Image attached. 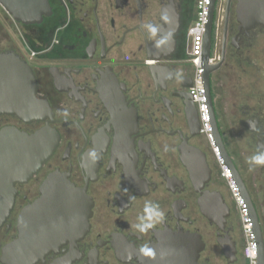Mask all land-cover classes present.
<instances>
[{"label":"flooded vegetation","instance_id":"af4514ba","mask_svg":"<svg viewBox=\"0 0 264 264\" xmlns=\"http://www.w3.org/2000/svg\"><path fill=\"white\" fill-rule=\"evenodd\" d=\"M252 1L216 0L211 57L218 68L210 84L216 75L233 145L246 143L243 156L236 157L262 197L258 210L246 187L264 242V166L249 171L245 161L257 149L264 151V23L254 25L247 19L245 9ZM49 4L51 13L40 24L15 22L23 48L12 40L0 44V53L14 51L28 62L37 97L50 109L48 117L33 123L0 116V131L14 128L32 135L48 127L58 135L55 151L40 172L16 187L14 208L0 228V264L3 250L18 238L22 210L41 196L39 190L52 174L85 192L91 215L81 239L64 243L37 264H144L142 247L154 248L168 235L181 232L201 236L205 248L200 264H212L216 254L227 264H247L237 208L201 133L190 91L194 67L189 30L197 16V0H49ZM29 56L39 58V64L31 65ZM228 77L229 104L223 90ZM232 130L244 132L236 137ZM93 150L95 162L89 156ZM38 179L35 196L22 192ZM216 195L228 209L223 230L200 207L201 200L214 201ZM145 202L159 204L164 218L140 233L133 225L143 217ZM227 243L235 249L233 261L221 247Z\"/></svg>","mask_w":264,"mask_h":264},{"label":"water","instance_id":"95a60500","mask_svg":"<svg viewBox=\"0 0 264 264\" xmlns=\"http://www.w3.org/2000/svg\"><path fill=\"white\" fill-rule=\"evenodd\" d=\"M215 4L216 0H211V10L207 12L202 56L214 141L216 151L250 219H253L259 245L258 264H264V242L256 209L224 144L212 99L210 76L218 68L211 65ZM251 4L245 9L247 19L254 25L264 23L263 0H253ZM0 6L14 22L26 26L40 24L43 16L51 13L49 0H0ZM175 25L178 27L177 22ZM49 115L47 103L37 97L36 79L28 62L14 51L0 53V116H14L25 123H33ZM57 144L58 135L48 127L32 135L14 128L0 131V228L14 208L16 187L27 184L40 172L53 155ZM39 191L41 196L21 212L18 238L3 250V264H37L64 243L81 239L88 229L91 204L85 192L76 189L67 178L52 174ZM215 198L214 201L201 200V211L209 221L215 218L223 227L228 209L221 196L216 195ZM221 247L225 257L233 261V245L227 243L221 244ZM204 248L200 235L174 233L152 248L156 254L144 257V264H200L198 261Z\"/></svg>","mask_w":264,"mask_h":264},{"label":"built area","instance_id":"2783aa9c","mask_svg":"<svg viewBox=\"0 0 264 264\" xmlns=\"http://www.w3.org/2000/svg\"><path fill=\"white\" fill-rule=\"evenodd\" d=\"M211 0H197V16L194 24L189 30V59L194 67V86L190 89L194 98V102L198 110V118L201 126V133L209 144L210 153L219 169L220 175L226 182L231 198L239 212L243 234L245 236V246L243 248V256L248 264H258L259 245L255 232L253 219L249 217L217 151L214 141L211 117L209 112L206 88L202 71V56L205 43V32L207 22V12L211 8ZM216 59L211 57V65ZM213 99V97H212ZM214 104V101H213ZM252 220V221H251ZM256 237V239H255ZM257 241V245H256Z\"/></svg>","mask_w":264,"mask_h":264},{"label":"rangeland","instance_id":"374dc122","mask_svg":"<svg viewBox=\"0 0 264 264\" xmlns=\"http://www.w3.org/2000/svg\"><path fill=\"white\" fill-rule=\"evenodd\" d=\"M220 10H221V7L218 8L217 14L219 13ZM221 15H223V13L220 14V16ZM19 31H20V28L16 26V23L13 21V19L0 6V44H2V46H3L5 44L9 43L10 40H12V42H14L17 46L23 48V46H22L23 43H22L21 35H20L21 32L19 33ZM28 61L33 66H37L39 64V58H37V57L36 58H30V56H29ZM221 76H223V75H221ZM232 84H234V82ZM211 85H212L211 91H212V97H213V101H214V109H215L216 117L218 119L217 121L219 123L218 126L220 129V132L222 133L223 137L225 138L227 151L229 152L230 156L233 158L235 165H236L240 175L242 176L244 183L246 184V187L250 191L255 207L258 210H260L259 200H262V197L260 194H258L257 192L254 191L253 184L248 180V176H249L248 173L249 172L247 171V169L243 165V162L240 161V159L238 160L236 157V153L241 157L243 156V153L246 150V148H245L246 143L245 142H241V143L238 142V144L233 145V142L229 138L230 130L226 127V118H227V116L229 117V114H226L224 112L223 103H222L223 97L221 95V92L218 89L217 76L216 75H212V84ZM223 90H224V94L226 96L227 102L229 104L230 94H231L230 77H228L226 79V85L224 86ZM232 131H234V133L236 134V137L240 134V132H244V131H236V130H232ZM234 151H235V153H234ZM248 166H249V164H248ZM39 185H40V179L34 180L29 185H26L25 187L21 188V190L24 194H26L28 197H30V196L34 195V193H35V191H37V188L39 187ZM225 185H226V189L230 195V192H229V189L227 187L226 182H225ZM232 203H233V206H235L233 199H232ZM235 209H236V206H235ZM236 212L238 214V218H239L240 224H241L240 215H239V212L237 209H236ZM236 229H237V227H236ZM202 232L206 233V229L204 227L202 228ZM242 232H243V230H242ZM208 250L211 252V255L213 257L212 252L215 251V246L213 245V243L208 244ZM212 264H227V262L223 258L222 255L216 254L214 256V258L212 259Z\"/></svg>","mask_w":264,"mask_h":264},{"label":"clouds","instance_id":"9594fccd","mask_svg":"<svg viewBox=\"0 0 264 264\" xmlns=\"http://www.w3.org/2000/svg\"><path fill=\"white\" fill-rule=\"evenodd\" d=\"M153 33L157 30L155 28L152 29ZM67 117V112L64 113ZM253 127V126H252ZM90 158L93 162L96 161L97 153L95 150L89 153ZM246 162L250 165L249 171H253L256 166H264V151H257L246 158ZM135 197H132L134 199ZM143 217L139 218V222L133 225V227L140 233H145L148 230L152 229L159 221L164 218V212L161 210L160 205L157 203L145 202L143 208ZM140 252L144 256L153 257L155 256V250L145 245L140 249Z\"/></svg>","mask_w":264,"mask_h":264},{"label":"bare ground","instance_id":"6f19581e","mask_svg":"<svg viewBox=\"0 0 264 264\" xmlns=\"http://www.w3.org/2000/svg\"><path fill=\"white\" fill-rule=\"evenodd\" d=\"M262 22H264V20H263ZM212 221H213L215 224H217L219 227L222 228V223L218 222L215 218H214V219L212 218ZM5 263H6V262H5Z\"/></svg>","mask_w":264,"mask_h":264},{"label":"trees","instance_id":"16d2710c","mask_svg":"<svg viewBox=\"0 0 264 264\" xmlns=\"http://www.w3.org/2000/svg\"><path fill=\"white\" fill-rule=\"evenodd\" d=\"M247 264H248V262H247Z\"/></svg>","mask_w":264,"mask_h":264}]
</instances>
